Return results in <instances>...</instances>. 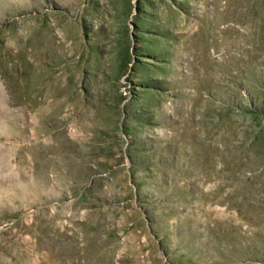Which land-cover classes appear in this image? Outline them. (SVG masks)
Masks as SVG:
<instances>
[{"label":"rangeland","instance_id":"374dc122","mask_svg":"<svg viewBox=\"0 0 264 264\" xmlns=\"http://www.w3.org/2000/svg\"><path fill=\"white\" fill-rule=\"evenodd\" d=\"M0 264H264V0H0Z\"/></svg>","mask_w":264,"mask_h":264}]
</instances>
